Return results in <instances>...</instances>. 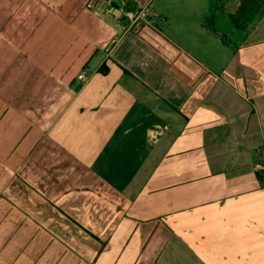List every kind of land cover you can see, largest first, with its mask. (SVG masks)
<instances>
[{
  "label": "crops",
  "instance_id": "obj_1",
  "mask_svg": "<svg viewBox=\"0 0 264 264\" xmlns=\"http://www.w3.org/2000/svg\"><path fill=\"white\" fill-rule=\"evenodd\" d=\"M0 264H264V0H0Z\"/></svg>",
  "mask_w": 264,
  "mask_h": 264
},
{
  "label": "built area",
  "instance_id": "obj_2",
  "mask_svg": "<svg viewBox=\"0 0 264 264\" xmlns=\"http://www.w3.org/2000/svg\"><path fill=\"white\" fill-rule=\"evenodd\" d=\"M118 16L122 18L127 24L128 27L134 26L145 14L143 10L127 8L123 13H119ZM80 79L84 78L83 74H79Z\"/></svg>",
  "mask_w": 264,
  "mask_h": 264
}]
</instances>
